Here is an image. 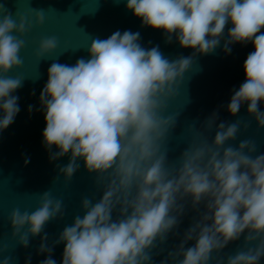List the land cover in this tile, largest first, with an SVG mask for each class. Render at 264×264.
<instances>
[{"label": "clouds", "instance_id": "1", "mask_svg": "<svg viewBox=\"0 0 264 264\" xmlns=\"http://www.w3.org/2000/svg\"><path fill=\"white\" fill-rule=\"evenodd\" d=\"M127 9L143 26L163 31L168 43L175 36L192 55L170 60L158 45L142 47L139 32L118 30L106 39L92 37L89 58L50 65L40 96L44 144L50 162L70 156L66 165H57L56 179L62 176L67 185L83 161L102 197L84 196L83 215L77 214L49 246L44 229L62 221L66 209L62 198L46 190L35 210L12 209V238L28 248L30 237H41L39 252L47 253L41 264H57L52 254L61 243L62 264H153V252L170 234L179 235L190 208L198 218L161 264H212L214 256L215 264H225L220 254L244 233V248L228 255L226 264H259L264 258V153L256 154L252 138L241 140L238 148L229 144L242 127L248 131L250 122L237 119L217 126L215 111L201 128H188V146L174 161L168 144L179 116L170 108L186 74L197 56L212 54L220 45L229 22L224 51L231 54L230 45L236 43H252L255 51L245 60L246 80L227 108L235 117L247 104L258 131L264 129V0H127ZM34 11L33 22L0 4V133L20 111L13 93L25 78L10 73L23 67L25 37L45 24L44 10ZM59 43L56 36L40 39L38 60L49 59ZM191 241L194 245L186 248ZM11 259L3 257L0 264H11Z\"/></svg>", "mask_w": 264, "mask_h": 264}, {"label": "water", "instance_id": "2", "mask_svg": "<svg viewBox=\"0 0 264 264\" xmlns=\"http://www.w3.org/2000/svg\"><path fill=\"white\" fill-rule=\"evenodd\" d=\"M0 4L14 16L16 13L25 15L33 22L36 15L34 9H43L45 15L43 27L34 26L25 37L27 46L21 53L23 67L10 73L25 78L23 86L13 93L19 98L20 111L14 122L0 133V249H6L0 252V261L10 256L11 264H41L47 258V253L39 252L41 237H30L28 248L12 238L9 221L12 209L19 207L21 211L35 210L39 205L40 194L49 189L54 197L62 198L66 209L64 219L50 222L44 229L48 234L47 243L52 246L64 227L72 224L77 214L83 215L81 200L84 196L97 200L102 197V193L96 189L94 175L87 172L83 161H80V169L70 183L66 185L62 176L56 179L57 165H66L70 156L50 162V154L44 144L46 120L40 96L48 81L50 65L54 61L74 65L81 57L89 58L92 37L106 39L118 30L121 33L126 30L139 32L142 47L150 49L158 45L161 53L170 60L190 56L193 50L182 48L175 36L168 43L163 31L143 26L142 20L127 9V0H0ZM231 27L229 22L224 38L212 54L196 57V65L186 74L185 84L170 108L171 112L179 113L168 144L170 161L176 160L188 146V128L192 125L201 128L215 111L219 113L217 126L221 121L232 123L237 119L250 122L248 131L245 132L242 127L237 140L229 144L238 148L241 140L252 138L258 145L256 154L264 153V129L258 131L255 119L248 114L247 104L241 107L235 117L227 108L234 90H238L246 80L245 60L249 53L255 51L252 43H236L230 45L232 51L227 54L224 44ZM46 36H56L60 42L59 47L49 59L39 61L36 49L40 39ZM30 105L33 106L31 113ZM260 109L264 111V102L260 104ZM208 136L210 142L213 141L215 129ZM52 151L58 149L53 147ZM25 157H30L27 166L24 163ZM194 218H198L197 214L189 208L179 226V235L170 234L167 242L153 252V264H161L168 258V253L179 246ZM246 234H242L240 240L230 243L222 251L220 255L225 257V264L228 255H234L244 248ZM193 245L194 241H191L185 247ZM64 248L63 243L54 247L52 255L57 264H62ZM212 264H215V256ZM259 264H264V258H261Z\"/></svg>", "mask_w": 264, "mask_h": 264}]
</instances>
